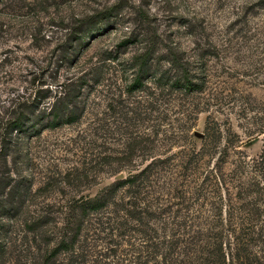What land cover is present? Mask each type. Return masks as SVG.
Wrapping results in <instances>:
<instances>
[{
  "label": "rangeland",
  "instance_id": "rangeland-1",
  "mask_svg": "<svg viewBox=\"0 0 264 264\" xmlns=\"http://www.w3.org/2000/svg\"><path fill=\"white\" fill-rule=\"evenodd\" d=\"M185 70L199 89L167 85ZM69 80L80 83V117L0 150V264H41L74 198L147 162L143 189L114 197L189 194L201 228L215 225L213 192L199 185L211 186L216 165L239 167L243 185L264 179V0H0V116L38 93L47 104Z\"/></svg>",
  "mask_w": 264,
  "mask_h": 264
},
{
  "label": "trees",
  "instance_id": "trees-1",
  "mask_svg": "<svg viewBox=\"0 0 264 264\" xmlns=\"http://www.w3.org/2000/svg\"><path fill=\"white\" fill-rule=\"evenodd\" d=\"M143 59L141 54L140 70ZM141 83L140 75H135L128 90ZM79 84L69 80L45 105L39 103L47 93L13 101L6 116H0L3 154L17 143L19 134L36 135L44 127L76 121L84 108ZM167 85L186 91L200 88L186 70L181 80L174 77ZM154 166L155 163L147 162L125 178H116L100 194L74 198L68 205L62 231L43 250L41 264H264V179L253 184L254 187L251 183L243 185V170L239 167L226 172L216 165L214 173H210L211 186L199 185L200 194L207 187L213 192L215 209L211 218L215 225L201 228L193 224L199 214L190 210L196 198L189 194L172 202L152 188L149 195L134 190L130 198L114 197L116 190L124 185L142 190V180L155 173ZM222 207L225 225L216 226L221 221ZM180 210L181 215L177 213ZM97 212L104 213L103 219L92 223L90 216ZM42 223L43 220L36 219L25 221L24 225L33 230ZM137 239L139 243L131 242ZM122 240L129 245L127 248L120 247ZM97 241H103V246ZM124 254H131L130 259ZM59 255H65L64 262L58 261ZM109 255L112 258L104 260Z\"/></svg>",
  "mask_w": 264,
  "mask_h": 264
},
{
  "label": "water",
  "instance_id": "water-1",
  "mask_svg": "<svg viewBox=\"0 0 264 264\" xmlns=\"http://www.w3.org/2000/svg\"><path fill=\"white\" fill-rule=\"evenodd\" d=\"M122 176H123L122 172H119V173H117L116 175H114V178H120V177H122Z\"/></svg>",
  "mask_w": 264,
  "mask_h": 264
}]
</instances>
